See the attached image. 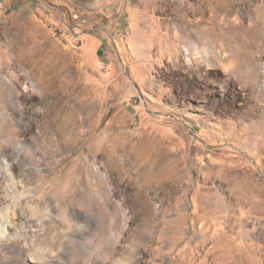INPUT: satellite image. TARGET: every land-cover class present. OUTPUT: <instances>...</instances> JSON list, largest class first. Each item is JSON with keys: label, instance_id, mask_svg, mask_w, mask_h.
I'll use <instances>...</instances> for the list:
<instances>
[{"label": "rangeland", "instance_id": "rangeland-1", "mask_svg": "<svg viewBox=\"0 0 264 264\" xmlns=\"http://www.w3.org/2000/svg\"><path fill=\"white\" fill-rule=\"evenodd\" d=\"M262 45L264 0H0V264H264Z\"/></svg>", "mask_w": 264, "mask_h": 264}, {"label": "bare ground", "instance_id": "bare-ground-1", "mask_svg": "<svg viewBox=\"0 0 264 264\" xmlns=\"http://www.w3.org/2000/svg\"><path fill=\"white\" fill-rule=\"evenodd\" d=\"M258 45V44H257ZM259 46V45H258ZM262 48L264 49V45H262ZM213 51V50H212ZM212 51H209L208 50V53L210 54V53H213ZM262 52V51H261ZM221 53V52H220ZM229 54V53H228ZM264 54V53H263ZM257 57V56H256ZM263 71V70H262Z\"/></svg>", "mask_w": 264, "mask_h": 264}]
</instances>
